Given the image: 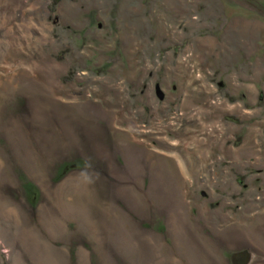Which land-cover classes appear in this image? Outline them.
Instances as JSON below:
<instances>
[{"label":"rangeland","instance_id":"374dc122","mask_svg":"<svg viewBox=\"0 0 264 264\" xmlns=\"http://www.w3.org/2000/svg\"><path fill=\"white\" fill-rule=\"evenodd\" d=\"M0 264H264V0H0Z\"/></svg>","mask_w":264,"mask_h":264},{"label":"crops","instance_id":"0c3cea01","mask_svg":"<svg viewBox=\"0 0 264 264\" xmlns=\"http://www.w3.org/2000/svg\"><path fill=\"white\" fill-rule=\"evenodd\" d=\"M63 256H65V255H63ZM63 256H62V257H63ZM57 258H58V257H57ZM64 260H65V258H64V259L62 258V259H60V262L63 263Z\"/></svg>","mask_w":264,"mask_h":264}]
</instances>
